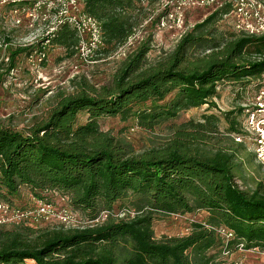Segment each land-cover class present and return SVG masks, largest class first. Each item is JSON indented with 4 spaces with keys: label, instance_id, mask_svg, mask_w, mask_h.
<instances>
[{
    "label": "trees",
    "instance_id": "trees-1",
    "mask_svg": "<svg viewBox=\"0 0 264 264\" xmlns=\"http://www.w3.org/2000/svg\"><path fill=\"white\" fill-rule=\"evenodd\" d=\"M29 1L12 0L9 6ZM134 2L80 0L82 11L99 22L107 48L132 35ZM231 9V3L221 6L151 64L149 47L142 43L108 84L97 87L85 77L72 79L71 92L58 93L45 118L21 130L0 120V201L12 205L11 198L26 186L33 199L51 202L44 195L48 192L66 199L89 222L38 229L0 225V264H218L220 251L234 250L239 243L264 252V180L251 190L236 183L242 162L236 160L246 147L232 137L241 133L235 111L223 114L226 134L218 128L219 116L203 114L200 121L169 126L171 136L162 148L138 154L99 127L101 118L116 116L134 119L144 129L158 127L181 111L215 108L222 83L244 85L260 78L264 34L236 33L223 42L203 33L204 26ZM45 40L68 54L78 43L66 22ZM22 50L11 52V61ZM198 50L204 54L194 57ZM118 202L123 210L114 215ZM199 210L207 213L205 221L193 222L188 234L154 236L157 214ZM219 228L231 237L225 240Z\"/></svg>",
    "mask_w": 264,
    "mask_h": 264
},
{
    "label": "rangeland",
    "instance_id": "rangeland-1",
    "mask_svg": "<svg viewBox=\"0 0 264 264\" xmlns=\"http://www.w3.org/2000/svg\"><path fill=\"white\" fill-rule=\"evenodd\" d=\"M11 1L0 0V120L17 130L30 125L35 119L45 118L55 104L56 95L60 92H71L72 79L85 77L97 87L108 84L124 58L142 43L149 47L146 58L151 64L170 53L186 32L226 3H231L232 8L241 3L243 10L247 11L253 9L256 1L264 9V0H135L132 18L136 24L132 35L117 47L107 48L104 45L92 61L86 62L76 52L68 54L62 47L42 41L47 33L56 29L58 12L63 8L71 9L70 0H50L40 4L30 0L27 4L10 7ZM230 12L231 10L226 13V17L224 14L217 16L202 28L206 37L225 42L238 32L233 25L235 16ZM17 49L24 50L11 61L10 54ZM40 52L44 54V58L38 61ZM203 54L198 50L194 57ZM259 81L260 78L244 85L222 83L218 86V97L214 99L215 108L207 110V106L203 105L181 111L176 119L158 127L144 129L134 119L123 121L117 116L101 118L99 127L130 144L135 154L152 148H162L171 136L169 126L189 120L200 121L203 114L214 113L219 116L218 128L226 134L227 122L223 114L235 111L232 116L242 124L244 110L239 112L238 108H244L261 83ZM84 121L85 116H81L80 122ZM250 153L246 149L241 152V158L236 160L237 163L242 160L235 179L243 190H251L256 182L264 180V169L255 162ZM32 195L28 187H20L18 196L11 198V206L21 209L35 208ZM44 195L51 200L55 212L61 208L68 210L73 223L66 227L89 223L80 212L72 210L66 199L51 192ZM122 210V203L118 202L113 207V214L117 215ZM206 215L202 210L184 215L157 214L153 220L154 236L159 239L162 236L186 235L191 224L203 223ZM56 225H60L57 218L50 217L48 221L39 218L29 226L38 229ZM3 226L10 228L12 224ZM220 252L217 257L218 264H264V255L259 252L238 249ZM27 263L34 264L31 260Z\"/></svg>",
    "mask_w": 264,
    "mask_h": 264
},
{
    "label": "built area",
    "instance_id": "built-area-1",
    "mask_svg": "<svg viewBox=\"0 0 264 264\" xmlns=\"http://www.w3.org/2000/svg\"><path fill=\"white\" fill-rule=\"evenodd\" d=\"M49 1L35 0L34 2L40 4ZM254 3L252 10L244 11L241 3L235 4L231 9L230 14L235 16L233 25L237 33L247 36L264 34V9H261L260 2L254 1ZM70 5L71 9L63 8L58 12V24L66 22L75 30L78 37L76 54L86 62L92 61V58L104 47L100 24L82 11L80 0H70ZM224 15L226 17V14ZM43 58L44 54L40 52L38 61ZM259 82L261 83L257 86L254 95L245 103L241 133L233 134L232 137L236 142L246 144L245 147L247 146L246 149L253 154L255 162L264 169V73L260 76ZM34 205L33 209H21L13 208L10 204L0 201V225H32L39 218L48 221L50 217H56L57 222L65 227L73 223V218L66 208L55 212L53 204L44 199H34ZM217 231L225 240L231 237V233L224 228H219ZM236 249L259 252L264 255V252L257 247L245 248L242 243H239Z\"/></svg>",
    "mask_w": 264,
    "mask_h": 264
}]
</instances>
